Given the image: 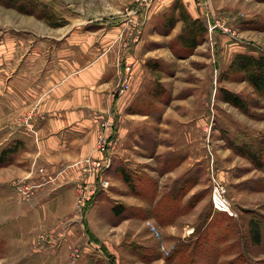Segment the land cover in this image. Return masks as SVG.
<instances>
[{
	"label": "rangeland",
	"instance_id": "rangeland-1",
	"mask_svg": "<svg viewBox=\"0 0 264 264\" xmlns=\"http://www.w3.org/2000/svg\"><path fill=\"white\" fill-rule=\"evenodd\" d=\"M35 1L50 21L0 0V264H264V155L252 162L239 149L264 153V100L226 75L236 54H264V0H180L207 28L193 51L178 43L182 22L165 24L175 0ZM71 30H122L108 66L115 83L97 128L70 149L78 156L46 166L6 93L24 85L23 58L51 57ZM126 66L129 87L118 94ZM222 89L246 111L227 104ZM215 182L235 216L215 213ZM251 220L263 229L258 243Z\"/></svg>",
	"mask_w": 264,
	"mask_h": 264
},
{
	"label": "crops",
	"instance_id": "crops-1",
	"mask_svg": "<svg viewBox=\"0 0 264 264\" xmlns=\"http://www.w3.org/2000/svg\"><path fill=\"white\" fill-rule=\"evenodd\" d=\"M121 31H66L54 42L51 57L43 59L39 55L34 59L27 55L23 58L21 78L24 85L21 90L7 91L6 97L12 102L11 114L27 116L26 125L38 138L34 144L33 135L27 133V146L35 148L31 151L34 159L38 155L40 163L56 166L68 162L64 157H77L79 148L72 152L74 156L70 149L76 144L83 146V133L91 134L97 128L95 114L105 110V100L115 83L113 67L109 69L108 66L113 63L111 59H115L113 53L120 43ZM55 32L62 33V30ZM94 32L100 34L99 39ZM100 48L102 55L95 57V50ZM80 52H84L85 57L79 60ZM16 77L17 74L12 77L13 83ZM61 176L69 178L66 173Z\"/></svg>",
	"mask_w": 264,
	"mask_h": 264
},
{
	"label": "trees",
	"instance_id": "trees-1",
	"mask_svg": "<svg viewBox=\"0 0 264 264\" xmlns=\"http://www.w3.org/2000/svg\"><path fill=\"white\" fill-rule=\"evenodd\" d=\"M38 4L35 0H5L4 2V5L7 7L14 8L23 14H36L39 19H47L50 21L52 19L51 14L47 15L46 13H38L36 11ZM165 18V24L169 30L175 27L177 21L182 22V29L177 36V40L183 49L193 51L204 40L207 31L206 25L199 18H193L180 0H175L172 9L165 15ZM226 75H234L236 78L247 82L253 88L254 92L264 100V54L258 56L245 53L236 54L227 68ZM221 91L222 97L227 104L241 111H246L247 103L243 98L228 90L222 89ZM239 149H243L241 152L252 162L261 161L264 155L262 151L254 149L250 144L243 145ZM8 151L9 149L5 151L6 154H9ZM124 180L128 179L124 178ZM127 184L131 185L130 182H127ZM124 210V206L118 205L113 211H115V215L120 216L124 213ZM215 213L223 214L230 218L232 217L224 212L215 211ZM262 230L258 222L254 220L249 222V235L251 240L258 243L262 239Z\"/></svg>",
	"mask_w": 264,
	"mask_h": 264
},
{
	"label": "built area",
	"instance_id": "built-area-1",
	"mask_svg": "<svg viewBox=\"0 0 264 264\" xmlns=\"http://www.w3.org/2000/svg\"><path fill=\"white\" fill-rule=\"evenodd\" d=\"M150 2L151 0H136V3H138L141 7H148ZM215 27L216 25L213 27V29ZM133 31H135L134 40L136 41V38L138 37V34H140V31L138 30H133ZM129 71L130 68L126 66V68L124 69L122 81H120L118 84V90H117L118 94L124 93L126 89L129 87L128 83H129V79H131V77H129ZM101 143H102V148L107 147L109 146V139L107 137L103 138ZM106 165H108V162ZM40 172H42V170H40ZM213 185L214 186L212 188V193H211V202L214 211L224 212L227 213L229 216H235V214L231 209V205L229 204L228 200L225 197L224 187L218 182H215ZM20 192L22 193L25 199L30 198V196L32 195L31 187L26 185L20 187Z\"/></svg>",
	"mask_w": 264,
	"mask_h": 264
}]
</instances>
